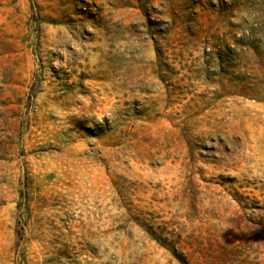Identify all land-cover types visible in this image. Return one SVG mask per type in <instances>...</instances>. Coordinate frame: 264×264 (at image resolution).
Segmentation results:
<instances>
[{"label": "rangeland", "instance_id": "1", "mask_svg": "<svg viewBox=\"0 0 264 264\" xmlns=\"http://www.w3.org/2000/svg\"><path fill=\"white\" fill-rule=\"evenodd\" d=\"M0 264H264V0H0Z\"/></svg>", "mask_w": 264, "mask_h": 264}]
</instances>
